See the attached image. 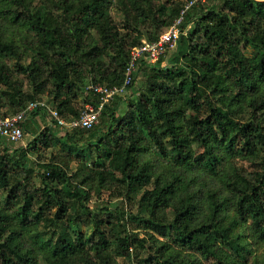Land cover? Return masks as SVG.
I'll return each instance as SVG.
<instances>
[{"label":"trees","instance_id":"16d2710c","mask_svg":"<svg viewBox=\"0 0 264 264\" xmlns=\"http://www.w3.org/2000/svg\"><path fill=\"white\" fill-rule=\"evenodd\" d=\"M190 1L0 0V116L97 106ZM207 1L92 128L0 135V264H264V0Z\"/></svg>","mask_w":264,"mask_h":264},{"label":"built area","instance_id":"2783aa9c","mask_svg":"<svg viewBox=\"0 0 264 264\" xmlns=\"http://www.w3.org/2000/svg\"><path fill=\"white\" fill-rule=\"evenodd\" d=\"M207 0H191L188 2L181 14L174 22L161 33L158 39L154 41L143 40V42L134 47L130 52L129 61L126 66L125 76L120 85L95 84L91 88L94 93L100 96V102L97 106L87 104L86 108L79 116L72 117L70 120L64 118L57 110L51 108L45 101L37 100L30 102L22 111L15 114L0 116V135L9 142L18 143L24 139V122L31 117L34 111L47 109L53 122L62 128H92L99 123L102 110L116 96L127 94L133 83L136 72L139 70L142 61L154 64L160 57L169 51H172L181 36L182 23L185 12L196 2H206Z\"/></svg>","mask_w":264,"mask_h":264},{"label":"rangeland","instance_id":"374dc122","mask_svg":"<svg viewBox=\"0 0 264 264\" xmlns=\"http://www.w3.org/2000/svg\"><path fill=\"white\" fill-rule=\"evenodd\" d=\"M211 2H213V1L210 0V3ZM206 3H209V1H207ZM117 17H118V15H117ZM169 56H170V52L166 54L165 59H168ZM131 91L132 90L130 89V94L132 96H134V94H132L133 92H131ZM39 100L45 101L50 107L52 106L51 102H48V98L46 96L39 97ZM7 111H8L7 109H2L0 112L1 113L2 112L3 113H8L9 111L8 112ZM8 115H10V114H8ZM31 117H32L31 120H33L34 123H36V125L39 126V129H41V128L43 129L45 126L53 124V119L50 117V113H49V111L47 109L46 110L45 109L44 110L40 109L37 114H35L34 116L31 115ZM35 134H36V131H35ZM34 136H35L34 132L28 131L27 133H25L24 139L22 141L18 142V144H16V145L17 146H20V145H24L25 146V145H27L34 138ZM3 148H4L3 145L0 144V149L2 150ZM103 197L107 198L108 197V193L107 192L104 193ZM93 204H95V200H93ZM120 261H121L122 264H134V262H132V260H130V259L120 258Z\"/></svg>","mask_w":264,"mask_h":264}]
</instances>
